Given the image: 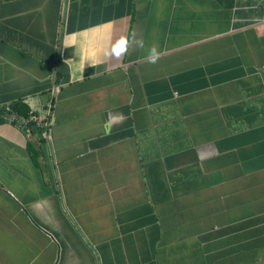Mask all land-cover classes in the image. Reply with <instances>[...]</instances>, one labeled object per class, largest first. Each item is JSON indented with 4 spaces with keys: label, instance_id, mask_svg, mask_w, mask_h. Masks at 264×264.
Segmentation results:
<instances>
[{
    "label": "crops",
    "instance_id": "1",
    "mask_svg": "<svg viewBox=\"0 0 264 264\" xmlns=\"http://www.w3.org/2000/svg\"><path fill=\"white\" fill-rule=\"evenodd\" d=\"M0 264H264V0L0 1Z\"/></svg>",
    "mask_w": 264,
    "mask_h": 264
},
{
    "label": "clouds",
    "instance_id": "2",
    "mask_svg": "<svg viewBox=\"0 0 264 264\" xmlns=\"http://www.w3.org/2000/svg\"><path fill=\"white\" fill-rule=\"evenodd\" d=\"M135 44L137 47L143 49L144 48V40L142 37L137 38L136 33H132L130 36H121L119 39L115 41V43L111 46L107 55L110 57H115L119 60L121 57L128 54L130 46ZM161 51L158 46L153 44L147 50V56L145 57L146 61L149 63H156L161 58Z\"/></svg>",
    "mask_w": 264,
    "mask_h": 264
},
{
    "label": "built area",
    "instance_id": "3",
    "mask_svg": "<svg viewBox=\"0 0 264 264\" xmlns=\"http://www.w3.org/2000/svg\"><path fill=\"white\" fill-rule=\"evenodd\" d=\"M0 1H4V0H0ZM14 120L19 121V123L21 124V126H23L24 128H27L28 122L31 120H37V116L35 113H30V115L28 117H24V118H20L18 117L16 114L13 117ZM28 131V130H27Z\"/></svg>",
    "mask_w": 264,
    "mask_h": 264
},
{
    "label": "trees",
    "instance_id": "4",
    "mask_svg": "<svg viewBox=\"0 0 264 264\" xmlns=\"http://www.w3.org/2000/svg\"><path fill=\"white\" fill-rule=\"evenodd\" d=\"M20 105L24 106L23 104H18V105L15 106L14 110H16L19 114L21 113V114H23L25 116H28V111H21Z\"/></svg>",
    "mask_w": 264,
    "mask_h": 264
}]
</instances>
